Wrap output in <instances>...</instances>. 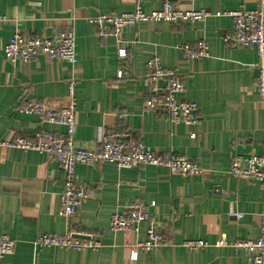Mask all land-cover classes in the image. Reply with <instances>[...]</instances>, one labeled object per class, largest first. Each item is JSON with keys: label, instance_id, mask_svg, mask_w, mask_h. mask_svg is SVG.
<instances>
[{"label": "crops", "instance_id": "obj_1", "mask_svg": "<svg viewBox=\"0 0 264 264\" xmlns=\"http://www.w3.org/2000/svg\"><path fill=\"white\" fill-rule=\"evenodd\" d=\"M264 0H174L184 11L213 14L256 9ZM159 0L143 4L146 12L160 8ZM135 9L132 0H0V236L15 241L11 255L0 264H251L228 243L254 241L260 235L264 191L258 182L229 174L234 154L261 153L264 143V95L257 91L258 61L255 48H233L224 36L234 26L228 16L210 17L195 25L140 23L122 32L128 56L117 57L114 38L103 44L91 19L106 13L124 14ZM74 32L77 62L41 57L37 62L10 64L3 49L16 31L53 35ZM206 40L209 56L195 61L181 57L178 46ZM158 56L163 67L183 77L186 98L199 106L196 125H170L161 112L142 109L148 61ZM131 71L124 72L123 65ZM77 81L76 146L96 149L101 129L143 140L156 153L170 151L205 167V176L172 175L166 168L141 166L119 171L112 163L78 165L76 179L87 182L94 196L69 219L61 213L60 194L65 172L48 155L6 148L1 143L32 137L38 130L64 134L62 126L41 123L37 116L20 111L28 101L51 106L66 103L68 83ZM127 114L125 122L113 114ZM134 201L156 203L152 220L163 228L172 214L176 247L139 252L131 247L144 239L140 233L111 230L110 218ZM240 216V218L238 217ZM78 233L80 240L100 242L98 249L83 251L36 247L42 234ZM202 240L208 247L191 251L181 244Z\"/></svg>", "mask_w": 264, "mask_h": 264}, {"label": "built area", "instance_id": "obj_2", "mask_svg": "<svg viewBox=\"0 0 264 264\" xmlns=\"http://www.w3.org/2000/svg\"><path fill=\"white\" fill-rule=\"evenodd\" d=\"M135 9L131 13L100 14L91 19L97 37L103 44L114 38L120 45L117 49L118 59L124 60L128 51L123 46L122 32L127 27H136L140 23H168L170 25H195L205 23L210 17L228 16L234 22L233 29L224 36L226 45L233 48H255L258 61L257 91L264 95V1L256 9H241L228 13L213 14L206 10L184 11L174 4V0H159L160 8L146 12L143 4L152 0H132ZM7 22L5 16L0 15V26ZM181 57L187 61L200 60L209 56V45L206 40L191 44L179 45ZM76 37L71 30H60L53 35L24 33L16 31L3 52L6 60L15 65L37 62L41 57L50 60L66 61L70 64L77 62ZM123 71H131L129 65L124 64ZM147 85L146 96L142 109L145 112H161L170 125H196L199 122V106L195 101L186 98V85L183 77L174 69L163 67L158 56L152 57L147 65L144 76ZM77 81L68 83L67 101L61 106H51L43 101H28L20 111L38 117L43 124L50 123L66 129L64 134L50 133L45 130L36 131L32 137H16L11 141L1 143L6 148H16L23 151H36L48 155L52 162L58 163L65 172V179L60 194L61 213L67 219L76 216L83 203L94 196V190L87 182L76 179L78 165H95L98 163H112L117 170L152 166L166 168L172 175L192 178L205 176L209 172L197 162L186 156L174 153H156L147 147L143 140L127 139V134L109 132L101 129L96 149L79 148L76 146L75 131L77 127ZM113 116L122 122L127 120V114L116 112ZM229 174L246 182H258L264 191V143L259 155L231 157ZM150 205L141 201H134L110 218L112 231L123 233H140L141 226L148 224L144 232V239L131 247V258L137 259L139 252H152L160 247H176L174 242V225L177 216L172 214L163 228H159L152 220ZM240 218V216L238 215ZM260 235L254 241L228 243L220 241L219 246L232 248L236 254L244 253L251 264H264V203L260 215ZM78 233L69 230L65 235L42 234L36 241V247H60L83 251L88 248L98 249L102 245L92 237L80 240ZM191 251H198L209 246L202 240H187L181 244ZM15 249V241L7 236H0V258L11 255Z\"/></svg>", "mask_w": 264, "mask_h": 264}]
</instances>
